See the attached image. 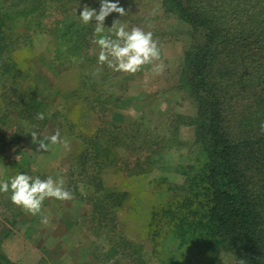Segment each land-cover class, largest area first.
I'll use <instances>...</instances> for the list:
<instances>
[{
	"label": "trees",
	"instance_id": "1",
	"mask_svg": "<svg viewBox=\"0 0 264 264\" xmlns=\"http://www.w3.org/2000/svg\"><path fill=\"white\" fill-rule=\"evenodd\" d=\"M89 1L0 0V74L2 78L20 76V87L27 84L25 96L18 97L24 104L17 110L20 118L25 119L21 125L25 124L23 128L31 132L38 134L53 126L77 138L72 131L75 122L70 121L76 105L85 104L91 112H96L87 89L103 87L97 81L87 83L84 76L70 91L51 86L46 101L52 82L45 71L53 80L58 79L59 66L82 59L81 52L87 50L90 37H94L95 24H83L75 10L77 2L83 5ZM159 1L163 12L185 27L189 40L182 52L175 88L184 92L195 107L193 115L181 117L186 120L183 123L193 128L197 147L193 162L182 168L185 174L182 185L169 187L176 194L166 195L164 201L148 211L146 233L153 249L160 248L166 236L176 240L178 246L196 248L195 257L202 254L204 264H214L219 253L229 256L233 264H240L241 260L244 264H264V129L261 128L264 124V0ZM46 34L51 38L50 55L34 51L33 46L38 36ZM21 46L28 47L32 54L28 59L35 71L17 65L13 54ZM42 65L45 71H41ZM40 112L45 114L42 121L36 119ZM12 136L28 138L26 131H15ZM81 137L78 152L67 158L68 182L74 183L76 195L84 197L77 184L82 185L88 193L87 200H94L103 213L105 204L120 208L123 205L120 200L127 192L101 184L108 162L114 157H109L106 146L96 147L97 151L91 149L89 146L97 141L93 143L90 136L84 133ZM143 146L149 149L148 145ZM159 149L160 146L155 150L150 148L154 154ZM153 156L141 159L140 165L152 164ZM134 161L137 163L138 159ZM117 164L114 169L126 168L128 172L134 168L126 165L125 160ZM16 165L20 172L28 167L24 158ZM134 166L142 168L138 164ZM91 167L95 169L93 174ZM153 182L168 184L163 176ZM102 227L107 226L102 224ZM7 236L3 235L0 242ZM119 246L111 243L110 248L100 253L101 259L116 256L131 260L139 252L138 246ZM180 251L177 252L181 256ZM183 257L181 261L175 254L168 262L190 264L184 253ZM135 259L138 262L139 255ZM2 263L16 264L0 248Z\"/></svg>",
	"mask_w": 264,
	"mask_h": 264
},
{
	"label": "rangeland",
	"instance_id": "2",
	"mask_svg": "<svg viewBox=\"0 0 264 264\" xmlns=\"http://www.w3.org/2000/svg\"><path fill=\"white\" fill-rule=\"evenodd\" d=\"M85 4L80 5L77 2L75 10L80 13ZM87 4L97 11L100 8L99 0H90ZM119 5L125 9L127 15L120 17L118 13H111L105 20V32L108 33V27L112 26L115 19L127 24L129 30L139 26L145 31L153 32L161 48L165 70L162 74L156 75L151 71L153 66L146 65L140 72L127 74L114 72L107 65L101 66L97 62L99 47L92 42L96 38L95 35L93 38L90 37L87 50L81 52L82 59L59 66L58 79L53 80V76L46 72L45 66L42 65L41 71H45L52 82L48 87L47 102L52 92L51 86L54 88L57 85L61 90L70 91L81 81V76L86 78L87 83L97 81L103 87L98 89L97 86H92L87 89L91 93L88 97L93 99L95 113L85 104L78 103L71 114L70 121L75 122L72 131L78 139L59 129L61 137H67L70 141V150L60 145H52L49 152L37 151L38 144L32 140L31 129L23 128L25 124L21 123L25 119L20 118L21 114L17 110L24 104L18 97L24 95L27 84L20 87L18 85L22 79L20 76L16 79L2 78L0 74V180L21 172L29 173L33 177L39 176L41 179L49 176L54 179L62 177L66 188L73 193V199L70 201L54 198L44 201L42 211L49 217L47 225L40 222V215L32 216L13 204L10 192L0 193V238L8 235L0 242V248L11 262L169 264V258L175 254L183 261L184 253L190 264H204L202 254L195 257L196 248L189 249L185 244L178 246L176 240L166 236L161 247L153 249L145 228L148 211L164 201L166 195L176 194L169 187L182 185L185 179L182 168L193 162L197 147L193 128L183 123L186 120L181 117L193 115L195 107L184 92L175 88L182 52L189 42L185 35V27L163 12L159 0H119ZM46 21H49V18ZM91 23L95 24V21ZM45 24L50 28L48 22ZM50 39L47 34L38 36L33 42L34 51L50 55L49 46H52ZM28 50V47L24 49L21 46L13 55L18 60L19 67H29L33 72L35 66L28 59L32 55ZM98 68L102 70L94 75ZM126 76L131 77L124 79ZM97 127L99 131L96 133ZM56 130V127L48 126L37 135L45 143H50L44 138L50 137ZM15 131H26L28 138H13L12 133ZM84 133L90 136L93 143L97 141L89 146L91 149L106 146L109 148V157L111 159L114 157V160L108 162V169L104 172L101 184L127 192L120 200L124 205L120 207L121 209L105 204L103 213L96 207L94 200H87L89 196L81 188L82 185L77 184L79 193L84 197L76 195L74 183L68 182L67 158L71 153L78 152V143L82 141L81 136ZM155 142L161 144L154 145ZM143 145H148L149 149ZM159 146L158 153L151 152V147L155 150ZM137 155L140 158L136 157ZM147 155H154L152 164L146 162L140 165L139 161ZM21 158L27 161L28 167L20 172L17 170L16 162ZM135 158L138 159L137 163L134 161ZM33 159L34 162L29 163ZM120 160H125L126 165L134 168L128 172L126 168L124 171L114 169ZM134 164L142 168L135 167ZM95 167L98 168V164ZM91 168L93 174L95 169ZM161 176L166 178L168 184L153 182V179ZM73 180L76 181L75 178ZM59 221H62V224H59ZM102 224L108 229L102 227ZM111 243L120 245L119 248L123 245L132 248L138 246L139 252L135 253L131 260L116 256L109 260L101 259L100 253L110 248ZM178 250L182 251L181 256ZM137 255L138 262L135 259ZM216 258L220 261L215 260L214 264H233L232 259L222 253Z\"/></svg>",
	"mask_w": 264,
	"mask_h": 264
},
{
	"label": "clouds",
	"instance_id": "3",
	"mask_svg": "<svg viewBox=\"0 0 264 264\" xmlns=\"http://www.w3.org/2000/svg\"><path fill=\"white\" fill-rule=\"evenodd\" d=\"M100 8L83 6L79 13L81 22L85 25L95 21L93 43L99 47L97 62L99 65H107L114 72L135 74L142 71L146 65H152L151 71L160 75L165 70V64L161 59V48L151 31H145L139 26H134L130 30L128 25L122 23L120 19H115L108 33L105 32V20L111 13H118L120 17L127 15L125 9L119 5V0H99ZM158 62V63H157ZM102 69L98 68L93 73L98 74ZM36 119L44 120L43 112L37 113ZM264 129V124L261 125ZM32 140L38 144L37 151H51L52 145H60L66 150H70V141L67 137H61L59 129L45 140L40 139L36 132H31ZM18 158V157H17ZM11 193L10 199L13 204L22 208L26 213L37 216L40 215L41 223L47 225L49 217L42 211L44 201L54 198L60 201H70L73 193L65 186L62 177L54 179L52 176L41 179L39 176L33 177L25 172L17 173L7 179L0 180V193ZM240 264H244L241 260Z\"/></svg>",
	"mask_w": 264,
	"mask_h": 264
}]
</instances>
